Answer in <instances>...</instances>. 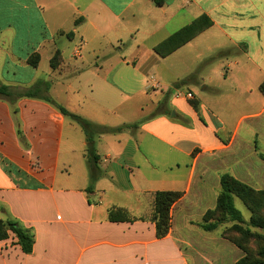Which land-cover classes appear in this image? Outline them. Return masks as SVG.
<instances>
[{
	"label": "crops",
	"instance_id": "0c3cea01",
	"mask_svg": "<svg viewBox=\"0 0 264 264\" xmlns=\"http://www.w3.org/2000/svg\"><path fill=\"white\" fill-rule=\"evenodd\" d=\"M202 15L210 28L165 58L154 51ZM56 51L61 63L53 69ZM151 73L163 86L150 83ZM38 80L72 114L109 128L136 126L95 138L101 177L87 192L81 126L43 99L0 97V221L34 235L27 254L8 229L0 264L244 257L221 225L200 226L217 206L222 174L264 189V0H0V84L17 95ZM158 192L182 193L165 237L154 220ZM114 209L134 220L111 221Z\"/></svg>",
	"mask_w": 264,
	"mask_h": 264
},
{
	"label": "trees",
	"instance_id": "16d2710c",
	"mask_svg": "<svg viewBox=\"0 0 264 264\" xmlns=\"http://www.w3.org/2000/svg\"><path fill=\"white\" fill-rule=\"evenodd\" d=\"M157 6H162L164 0H154ZM78 23V22H77ZM213 25V22L205 15L200 16L190 25L182 28L168 39L160 43L154 48V51L162 58H165L178 50L199 34L207 30ZM70 37V34H68ZM39 55L31 57V64L36 66L38 64ZM51 67L57 68L61 63V54L56 51L51 59ZM50 89V83L44 80H38L32 87L22 90L19 94L15 95L10 87L0 84V97L9 99L11 102H15L19 98H33L43 99L57 108L64 116L70 117L73 121L81 126L83 129L86 142L87 151L86 157L90 172V185L87 188V192H92L98 179L101 177V170L99 168V156L95 149V138L101 135L114 134L122 132L126 128L135 127L136 125L121 126L118 128H109L92 123L86 118L72 114L64 107L55 103L47 94ZM261 92L264 94V84L261 85ZM259 158L264 162V153L259 154ZM221 190L217 200V206L214 210L208 211L204 216V222L201 224V228L206 232L216 230L224 221L229 220L234 222L232 230L236 231L242 236L243 241L248 238H252L253 235L249 228H244V219L240 210L235 207L234 197H240L243 202L252 208L253 199L252 196L256 193L264 194V192H258L252 189L245 183L235 179L231 174L224 173L220 177ZM182 197L180 192H158L155 194L154 200V220L157 226V233L159 237H165L171 226L170 210L172 206ZM212 215V216H211ZM218 215V218L213 216ZM109 218L111 221H133L128 213L123 209H114L110 212ZM249 226L252 228L264 229V220L258 216H252L249 221ZM11 230L18 239V243L21 246L24 253H31L34 246V235L17 225L13 221H0V240L7 238V230ZM223 236L230 242L234 243L239 249L244 252V257L240 259L236 264H264V249H261L258 253V258L252 259L248 254V248L245 245L237 242L235 239L228 238V231L223 232Z\"/></svg>",
	"mask_w": 264,
	"mask_h": 264
},
{
	"label": "rangeland",
	"instance_id": "374dc122",
	"mask_svg": "<svg viewBox=\"0 0 264 264\" xmlns=\"http://www.w3.org/2000/svg\"><path fill=\"white\" fill-rule=\"evenodd\" d=\"M76 41L77 40H75V43H76ZM115 51L117 52V50H115ZM152 76H154V77H152ZM163 76L165 77L166 81H170L171 77H173V74L171 73V75H169L167 73H164ZM148 78H149L150 83H151V81L157 77L154 73H151ZM154 80H156V79H154ZM156 81L159 82L160 85L163 86V83H161L158 80H156ZM173 88H174V86L172 85V89ZM118 102L119 101H117L116 105L118 104ZM130 104H131V102L125 103V104L121 105L119 109L115 110L112 120L116 119L117 117L118 118L124 117V114L128 108V105H130ZM150 104L151 103L148 102V105H150ZM258 148L260 151L263 152L264 151V144H258ZM258 192H264V189L258 190ZM252 199H253V203H254L252 205V208H249L243 202V200L238 196L234 197V204H235V207L238 210H240L242 213V216L244 219L243 227L245 229L249 228L251 233L253 235H255L254 237L248 238L246 241H243L242 236L239 235L236 231L232 230V226L234 225V222H231L229 220L224 221V223H222L220 227L223 228L224 232L228 231V238L235 239V240H237V242L241 243L242 245L244 244L245 247L248 248V254L250 255V257L252 259H256V258H258L257 255L260 252V250L264 249V229L250 227L249 221H250L252 216H258L260 219L264 220V194L258 195V193H256L255 195L252 196ZM213 217L218 218L219 216L215 215Z\"/></svg>",
	"mask_w": 264,
	"mask_h": 264
},
{
	"label": "built area",
	"instance_id": "2783aa9c",
	"mask_svg": "<svg viewBox=\"0 0 264 264\" xmlns=\"http://www.w3.org/2000/svg\"><path fill=\"white\" fill-rule=\"evenodd\" d=\"M153 88L157 90V89L160 88V85L159 84H155ZM179 97H181L180 93L176 95V98H179ZM185 98L188 99V100H193L194 99V95L192 93H187L185 95Z\"/></svg>",
	"mask_w": 264,
	"mask_h": 264
}]
</instances>
